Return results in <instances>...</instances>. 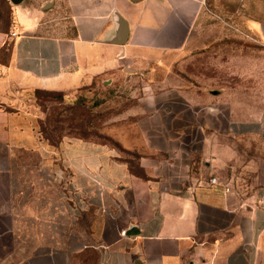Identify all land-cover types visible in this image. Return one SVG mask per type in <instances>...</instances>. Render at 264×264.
Masks as SVG:
<instances>
[{"label": "crops", "instance_id": "obj_1", "mask_svg": "<svg viewBox=\"0 0 264 264\" xmlns=\"http://www.w3.org/2000/svg\"><path fill=\"white\" fill-rule=\"evenodd\" d=\"M69 4L71 35L44 32L35 8H18L9 62L0 71V264H257L264 192L239 200L218 178L212 184L213 178L193 176V150L182 140L169 144L167 129L160 131L167 143L157 146L147 137L140 151L145 178L130 171L115 147L79 137L54 146L41 136L30 111L7 108L15 87L70 91L94 76L143 75L170 68L177 59L186 66L184 56L201 46L195 24L205 0ZM120 18L129 27L126 43L114 41ZM222 79H142V85L174 93L181 83L202 87L179 95L191 106L214 105L210 113L220 125L210 135L205 123L196 126L209 170L224 161L225 150H234L224 144L225 134L256 137L264 148V101L245 106L246 117L232 101L223 129V93L207 91ZM164 150L169 154L161 157ZM223 214L236 220L224 223Z\"/></svg>", "mask_w": 264, "mask_h": 264}, {"label": "rangeland", "instance_id": "obj_2", "mask_svg": "<svg viewBox=\"0 0 264 264\" xmlns=\"http://www.w3.org/2000/svg\"><path fill=\"white\" fill-rule=\"evenodd\" d=\"M30 7L35 8L44 32L63 35L74 32L75 20L69 0H20L17 3L0 0V71H4L9 62L16 11ZM195 25L201 46L193 55L184 56L189 62L186 66L177 59L172 61L170 68L163 65L160 70L143 75L130 76L121 72L108 78L94 76L70 91L26 85L15 87L11 94L14 100L9 101L7 108L26 109L36 116L38 130L50 144L84 136L115 147L119 158L127 160L136 173L144 172L137 158L148 143L147 137L160 146L166 142L164 137L160 138V131L165 128L172 137L169 144L175 145L182 140L184 148L193 150L188 158L193 176L218 178L223 185L231 186L239 200L259 190L264 192V148L258 138L225 134L224 144L233 146L234 150H225L224 161L215 170H209L200 155L201 135L196 126L205 123L210 135L214 127L220 125V120L218 118L216 124L210 113L213 104L191 106L179 94L202 87L180 82L174 93L166 86L142 85V79L153 81L154 77L162 79L170 75L195 81L219 76L223 84L208 85L207 91L214 95L212 91L221 89L223 93L220 113L223 129L231 120L232 101H238L240 116L246 117L245 106L255 107L264 101V0H205L204 10ZM232 71H238V76H232ZM11 75L19 77L16 73ZM19 78L26 82L24 76ZM176 130L182 132L181 138H175ZM144 131L147 136L142 133ZM56 143L52 145H58ZM167 154L169 151L164 150L159 155ZM222 217L224 223L236 220L232 214ZM260 238L257 264H264V234Z\"/></svg>", "mask_w": 264, "mask_h": 264}, {"label": "water", "instance_id": "obj_3", "mask_svg": "<svg viewBox=\"0 0 264 264\" xmlns=\"http://www.w3.org/2000/svg\"><path fill=\"white\" fill-rule=\"evenodd\" d=\"M15 3L19 2L20 0H13ZM131 1H140V0H131ZM129 38V27L126 22L125 18H120L119 20V28L116 34V37L114 38V41L116 43H126V41ZM130 235L134 234V232H130Z\"/></svg>", "mask_w": 264, "mask_h": 264}, {"label": "trees", "instance_id": "obj_4", "mask_svg": "<svg viewBox=\"0 0 264 264\" xmlns=\"http://www.w3.org/2000/svg\"><path fill=\"white\" fill-rule=\"evenodd\" d=\"M80 138H83V139H88V138H85L84 136H82V137H80ZM89 140V139H88ZM52 144H54V143H56V142H51ZM56 144H58V143H56ZM140 151H139V154H138V158H139V156H140ZM138 158H137V160H138ZM127 163H128V165H129V162L127 161V160H125ZM138 162H139V160H138ZM139 165L141 166V164H140V162H139ZM142 167V169H143V171L144 172H142V173H140V172H135V171H133L132 170V168L130 167V165H129V169H130V171L134 174V175H138V176H141V177H145V178H147L148 177V175H147V173H146V171H145V168L143 167V166H141Z\"/></svg>", "mask_w": 264, "mask_h": 264}, {"label": "built area", "instance_id": "obj_5", "mask_svg": "<svg viewBox=\"0 0 264 264\" xmlns=\"http://www.w3.org/2000/svg\"><path fill=\"white\" fill-rule=\"evenodd\" d=\"M14 34H15V32H12V35H14ZM216 180H217L216 178H213V179L210 180V182L212 184H217V181Z\"/></svg>", "mask_w": 264, "mask_h": 264}]
</instances>
